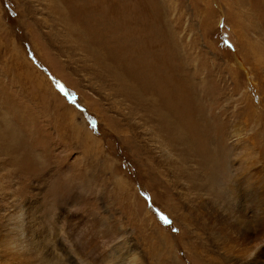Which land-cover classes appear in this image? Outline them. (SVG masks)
Wrapping results in <instances>:
<instances>
[{
  "label": "rangeland",
  "instance_id": "374dc122",
  "mask_svg": "<svg viewBox=\"0 0 264 264\" xmlns=\"http://www.w3.org/2000/svg\"><path fill=\"white\" fill-rule=\"evenodd\" d=\"M8 123L0 264H233L264 225V0H0Z\"/></svg>",
  "mask_w": 264,
  "mask_h": 264
},
{
  "label": "bare ground",
  "instance_id": "6f19581e",
  "mask_svg": "<svg viewBox=\"0 0 264 264\" xmlns=\"http://www.w3.org/2000/svg\"><path fill=\"white\" fill-rule=\"evenodd\" d=\"M60 8V6H59ZM58 15L60 16V19L64 20V16L63 14L58 10L57 11ZM68 27V26H67ZM69 29V27H68ZM72 30V29H71ZM72 33V32H71ZM81 35V34H79ZM79 40H82L83 41V37H81ZM256 49V48H255ZM261 50V49H260ZM257 51V50H256ZM250 53H253L255 54L254 50H250L249 51ZM252 55V54H251ZM260 56V55H259ZM255 57V56H254ZM129 83V82H128ZM127 83V84H128ZM145 97V96H144ZM149 97V96H148ZM147 97V98H148ZM152 97V96H151ZM154 99L153 100H156L155 97H153ZM170 99V98H169ZM157 101V100H156ZM170 101V100H169ZM168 102V101H167ZM152 103V102H151ZM173 104V103H172ZM149 105V104H147ZM159 105V104H158ZM171 105V104H170ZM156 106V105H155ZM163 106V105H162ZM151 107V106H150ZM156 109V110H155ZM151 110V109H150ZM154 112H155V116H158L157 113H158V110L157 108L154 107ZM184 110H187V109H184ZM169 113V112H168ZM161 114V113H160ZM171 116L174 118V120H169V118H167L168 120V123H169V131H170V134H172L173 136H175V139L173 141H181L183 140L186 136L184 134V131L186 130V123L188 122V118H187V114L186 112L184 111V113H182V115H178V112L174 109L171 110ZM169 115V114H168ZM203 116V115H202ZM162 119L165 120L164 117H162ZM202 119V117H201ZM204 122V121H203ZM8 130L7 132H4V131H0V141H1V145L3 147V149L7 150V151H10L12 150V153H15L16 154V159H17V162L22 166H26L25 164V160H27V155L24 156L27 152H22V150L26 149V145L24 147V149L22 147H19L18 146V136H17V132L16 130L13 128L14 126L11 125V123L9 124H6ZM13 126V127H12ZM5 129V128H4ZM188 129V128H187ZM157 134V133H156ZM156 137V136H155ZM158 138V137H157ZM181 142H185V141H181ZM20 143H22L20 141ZM163 143V142H162ZM164 145V144H163ZM165 146V145H164ZM163 146V147H164ZM27 150V149H26ZM167 151V150H166ZM22 156V160L19 156ZM9 156V155H8ZM15 161V160H14ZM185 163V162H184ZM183 165V164H182ZM186 166V165H185ZM184 166V167H185ZM18 169V167H17ZM194 175V174H193ZM244 211V210H243ZM262 218V217H261ZM241 219V218H240ZM264 219V217H263ZM256 222V225H253L249 219L247 220L245 217L243 218L242 217V220H241V224L243 226V230L247 231V232H250V234H253L252 236H256V238H258L260 241L258 244H256V246L251 249L249 252H245L246 254L244 256H241L239 258L237 257H234V262L233 264H264V259H262V254L264 252V225L261 223V221H255ZM246 232V234H247ZM219 237V236H218ZM220 240V239H219ZM222 241V240H221ZM223 242V241H222ZM248 242V241H247ZM255 244V243H254ZM253 244V245H254ZM252 245V246H253ZM241 250V248H240ZM247 251V250H246ZM239 252V251H238ZM231 256V255H230ZM264 257V255H263ZM227 258V257H226ZM233 258H229L228 260L231 261ZM227 263H230V262H227ZM232 264V263H231Z\"/></svg>",
  "mask_w": 264,
  "mask_h": 264
}]
</instances>
